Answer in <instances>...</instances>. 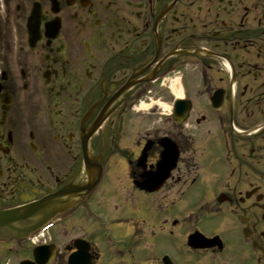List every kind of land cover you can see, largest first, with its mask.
I'll return each instance as SVG.
<instances>
[{"label":"flooded vegetation","instance_id":"af4514ba","mask_svg":"<svg viewBox=\"0 0 264 264\" xmlns=\"http://www.w3.org/2000/svg\"><path fill=\"white\" fill-rule=\"evenodd\" d=\"M0 264H264V0H0Z\"/></svg>","mask_w":264,"mask_h":264},{"label":"water","instance_id":"95a60500","mask_svg":"<svg viewBox=\"0 0 264 264\" xmlns=\"http://www.w3.org/2000/svg\"><path fill=\"white\" fill-rule=\"evenodd\" d=\"M53 202H54V201H51V200L46 201V202L43 204V206L39 207L38 209L34 208V212H32V214L36 213V210H39L40 208H41V209H44V208H43L44 206H46L48 203H53ZM29 212H31V211H28V213H29Z\"/></svg>","mask_w":264,"mask_h":264}]
</instances>
